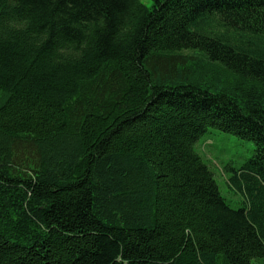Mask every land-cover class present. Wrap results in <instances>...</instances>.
I'll return each mask as SVG.
<instances>
[{
  "label": "trees",
  "instance_id": "trees-1",
  "mask_svg": "<svg viewBox=\"0 0 264 264\" xmlns=\"http://www.w3.org/2000/svg\"><path fill=\"white\" fill-rule=\"evenodd\" d=\"M148 2L0 0V26L32 20L0 35V264L264 258V0ZM211 128L255 144L223 167L237 206L197 150Z\"/></svg>",
  "mask_w": 264,
  "mask_h": 264
},
{
  "label": "rangeland",
  "instance_id": "rangeland-1",
  "mask_svg": "<svg viewBox=\"0 0 264 264\" xmlns=\"http://www.w3.org/2000/svg\"><path fill=\"white\" fill-rule=\"evenodd\" d=\"M254 148L253 140L240 138L216 128H211L208 133L202 135L197 143V150L208 160L215 172L222 194L233 206H237L241 193L227 183L229 173L224 172L223 167L226 164L233 167L242 164L253 155ZM253 264H264V258L255 260Z\"/></svg>",
  "mask_w": 264,
  "mask_h": 264
},
{
  "label": "clouds",
  "instance_id": "clouds-1",
  "mask_svg": "<svg viewBox=\"0 0 264 264\" xmlns=\"http://www.w3.org/2000/svg\"><path fill=\"white\" fill-rule=\"evenodd\" d=\"M9 6L15 8L21 4V0H7ZM103 24V20H101ZM32 20L29 16L12 15L0 26V35L7 36L13 33L29 32ZM133 28L130 24L122 25L121 34L130 33ZM32 43L39 47L47 42L49 33L44 30L39 33H31ZM91 46L89 33L85 32L80 40L61 41L54 50L53 59L56 63L76 62L82 60Z\"/></svg>",
  "mask_w": 264,
  "mask_h": 264
}]
</instances>
